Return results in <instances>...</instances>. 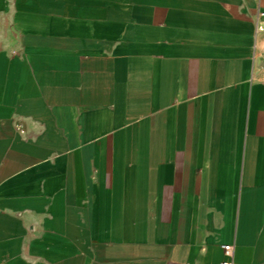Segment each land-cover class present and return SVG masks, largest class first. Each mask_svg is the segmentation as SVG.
<instances>
[{"label":"crops","instance_id":"1","mask_svg":"<svg viewBox=\"0 0 264 264\" xmlns=\"http://www.w3.org/2000/svg\"><path fill=\"white\" fill-rule=\"evenodd\" d=\"M264 0H0V264H264Z\"/></svg>","mask_w":264,"mask_h":264},{"label":"built area","instance_id":"2","mask_svg":"<svg viewBox=\"0 0 264 264\" xmlns=\"http://www.w3.org/2000/svg\"><path fill=\"white\" fill-rule=\"evenodd\" d=\"M263 30H264V27H263ZM259 59L261 61V64L257 67V72H259L261 74V76H262L261 80H262V82H264V51L259 56ZM223 249H224V253L228 259L223 261L221 264H233L231 258L233 256L234 246L232 244L223 245Z\"/></svg>","mask_w":264,"mask_h":264}]
</instances>
